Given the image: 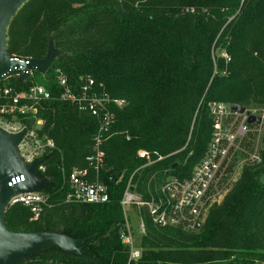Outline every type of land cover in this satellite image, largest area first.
<instances>
[{
  "label": "trees",
  "instance_id": "1",
  "mask_svg": "<svg viewBox=\"0 0 264 264\" xmlns=\"http://www.w3.org/2000/svg\"><path fill=\"white\" fill-rule=\"evenodd\" d=\"M7 38L9 55L42 60L55 53L44 75L5 83L19 90L39 83L53 94L41 106L39 132L56 148L35 172L46 182L41 214L32 219L29 208L13 205L6 226L72 237L85 255L44 246L15 264H264V128L260 162L242 167L198 232L148 221L141 256L130 260L120 204L131 178L146 194L167 174L191 176L212 138L209 103L264 109V0H30L13 16ZM56 69L74 88L92 78L127 101L114 109L113 135L103 146L108 203L67 199L68 175L89 167L99 120L57 99Z\"/></svg>",
  "mask_w": 264,
  "mask_h": 264
},
{
  "label": "built area",
  "instance_id": "2",
  "mask_svg": "<svg viewBox=\"0 0 264 264\" xmlns=\"http://www.w3.org/2000/svg\"><path fill=\"white\" fill-rule=\"evenodd\" d=\"M34 71L31 70L28 77L33 76ZM55 73L57 85L61 88L57 99L69 102L99 120L92 154L87 157L89 167L74 168L68 175L70 191L67 199L86 204L108 203L111 199L109 187L100 179L106 156L103 146L113 135L114 109L126 106L127 101L102 91L101 85L92 78L85 79L74 88L61 69H56ZM18 77L23 78L21 70L0 78V130L5 136L21 135V140L12 146L14 165L18 169L39 161L36 171L44 170L41 161L48 151L56 148V143L40 134L43 120L39 112L43 102L52 100L54 96L43 84L34 83L28 89L19 90L5 83L9 78ZM209 109L213 118L211 142L207 154L195 165L190 177L181 179L167 174L156 181L154 188L146 194L138 191L130 179L120 202L125 220L121 238L130 248V260H138L141 256V240L148 233V221L159 228L198 232L204 226L211 207L222 201L227 187L238 179L242 167L260 162V142L251 141V136L255 131L259 134L263 131L264 109L246 108L244 113H240L222 102L209 103ZM251 116L260 119V123H250ZM29 121L34 123V127L29 126ZM252 153L256 154L251 157ZM139 155L150 158L146 151H140ZM150 163L153 161L149 160ZM24 180L22 175L13 179L10 185ZM46 202L41 190H19L10 197L7 208L21 204L29 208L36 219ZM130 212L137 219V227H133Z\"/></svg>",
  "mask_w": 264,
  "mask_h": 264
},
{
  "label": "water",
  "instance_id": "3",
  "mask_svg": "<svg viewBox=\"0 0 264 264\" xmlns=\"http://www.w3.org/2000/svg\"><path fill=\"white\" fill-rule=\"evenodd\" d=\"M30 0H0V78L4 79L17 71H22V77L27 78L31 70L46 72L54 58L55 53L50 50L46 59L14 58L7 53V32L13 16ZM231 109L244 113L246 107L241 104H232ZM260 119L251 116L250 123ZM40 128V126H38ZM21 140V135L5 136L0 130V262L15 264L16 259L22 255H30L35 249L44 246H58L63 251L78 257H84L79 242L69 236L51 232H11L5 223L4 213L7 203L14 192L19 190H41L46 182L35 175L40 164L36 161L25 169H18L14 165L12 146ZM178 164L172 166L177 168ZM24 176V181L10 185L13 179ZM264 182V175L261 177Z\"/></svg>",
  "mask_w": 264,
  "mask_h": 264
},
{
  "label": "rangeland",
  "instance_id": "4",
  "mask_svg": "<svg viewBox=\"0 0 264 264\" xmlns=\"http://www.w3.org/2000/svg\"><path fill=\"white\" fill-rule=\"evenodd\" d=\"M35 73V76H40V73L39 71H34ZM255 108H260L258 106H255ZM260 132L258 131H255L253 136H251L252 140L251 141H261L260 137H261V134H259ZM256 153H252L250 156L253 157ZM250 157V158H251ZM131 213V212H130ZM32 219H35L34 217ZM131 219H132V222H133V227H137V219L135 218V216L132 215L131 213Z\"/></svg>",
  "mask_w": 264,
  "mask_h": 264
}]
</instances>
